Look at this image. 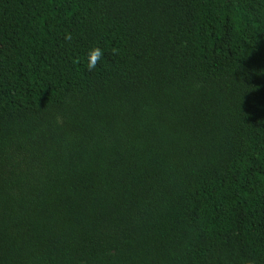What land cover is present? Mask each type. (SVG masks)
Returning <instances> with one entry per match:
<instances>
[{"label": "trees", "instance_id": "obj_1", "mask_svg": "<svg viewBox=\"0 0 264 264\" xmlns=\"http://www.w3.org/2000/svg\"><path fill=\"white\" fill-rule=\"evenodd\" d=\"M245 260L264 0H0V264Z\"/></svg>", "mask_w": 264, "mask_h": 264}, {"label": "clouds", "instance_id": "obj_2", "mask_svg": "<svg viewBox=\"0 0 264 264\" xmlns=\"http://www.w3.org/2000/svg\"><path fill=\"white\" fill-rule=\"evenodd\" d=\"M64 39L70 41L71 40V34L70 33L65 34ZM111 53L113 55H118L119 49L113 48L111 50ZM102 56H103V50L100 47L93 46V47L89 48L86 52L85 59H84V65H85L86 69L89 72L94 71L97 68V65L100 62ZM77 62H80L79 58L77 59ZM244 264H253V261L245 260Z\"/></svg>", "mask_w": 264, "mask_h": 264}]
</instances>
